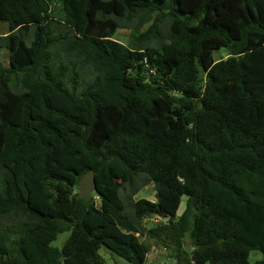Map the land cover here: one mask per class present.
<instances>
[{
    "label": "trees",
    "instance_id": "obj_1",
    "mask_svg": "<svg viewBox=\"0 0 264 264\" xmlns=\"http://www.w3.org/2000/svg\"><path fill=\"white\" fill-rule=\"evenodd\" d=\"M0 22V264H148L146 234L264 264V0H0ZM88 171L116 194L83 196Z\"/></svg>",
    "mask_w": 264,
    "mask_h": 264
},
{
    "label": "rangeland",
    "instance_id": "obj_2",
    "mask_svg": "<svg viewBox=\"0 0 264 264\" xmlns=\"http://www.w3.org/2000/svg\"><path fill=\"white\" fill-rule=\"evenodd\" d=\"M9 32V26L7 23L0 22V34H7ZM134 33L133 29L130 28H123L119 30V32L115 35L118 40H121L125 43L130 41L131 35ZM0 62L7 65L8 63V54L5 48H0ZM17 77L15 75L12 76V81L10 82V86L12 89L17 87ZM119 180V178H117ZM116 193L109 190L106 186H103L98 181V188L96 191H93L89 197L94 198L98 205L101 202V197L103 195L114 196ZM156 197V190L154 188L153 183L146 185L140 192H138L134 199L138 200L141 198H146L149 200H154ZM159 218H147L143 221L144 225L148 228L154 226L155 224L160 223ZM71 231H64L58 234L57 238L52 242L54 247H58L62 249L65 241L69 237ZM142 240H144L150 247V252L148 255V264H176L175 260V248L164 241H159L157 238L151 237L149 234L142 236ZM184 243L186 248H190L191 242L188 236L184 238ZM100 255L104 260V264H133L128 260L122 258L121 256L117 255L116 253L112 252L105 246H102L99 250ZM263 258V253L258 250L254 249L250 253L249 260L251 263Z\"/></svg>",
    "mask_w": 264,
    "mask_h": 264
},
{
    "label": "water",
    "instance_id": "obj_3",
    "mask_svg": "<svg viewBox=\"0 0 264 264\" xmlns=\"http://www.w3.org/2000/svg\"><path fill=\"white\" fill-rule=\"evenodd\" d=\"M221 60L220 54H215V61ZM98 188V180L96 175L92 171H88L80 180V192L83 196L89 197L93 191ZM187 203L182 201L180 207L178 208V216H181L186 210Z\"/></svg>",
    "mask_w": 264,
    "mask_h": 264
}]
</instances>
